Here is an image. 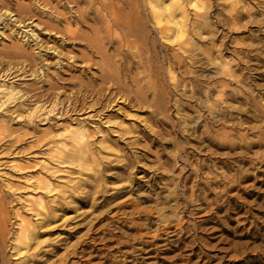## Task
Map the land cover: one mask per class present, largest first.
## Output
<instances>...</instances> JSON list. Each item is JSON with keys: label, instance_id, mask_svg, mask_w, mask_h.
<instances>
[{"label": "rangeland", "instance_id": "rangeland-1", "mask_svg": "<svg viewBox=\"0 0 264 264\" xmlns=\"http://www.w3.org/2000/svg\"><path fill=\"white\" fill-rule=\"evenodd\" d=\"M194 1L208 24H195ZM38 2L0 0L1 12L11 10L0 17V79L12 71L5 79L16 80L26 101L3 115L16 129L0 140V188L13 198L8 207L39 224L17 197L45 174L53 188L39 192L55 216L29 249L6 250V261L264 264V0H183L187 40L153 37L149 20L140 54L107 39L89 45L93 2ZM19 10L25 21L14 18ZM27 23L35 39L27 40ZM107 71L114 89L131 95L112 100L102 121L92 114L93 87L106 86ZM57 88L65 103L79 95L83 108L38 111L30 123L12 118L10 109L23 117ZM69 121L90 132L81 165L51 159L48 143L32 145ZM75 241L77 252L63 259Z\"/></svg>", "mask_w": 264, "mask_h": 264}, {"label": "bare ground", "instance_id": "bare-ground-1", "mask_svg": "<svg viewBox=\"0 0 264 264\" xmlns=\"http://www.w3.org/2000/svg\"><path fill=\"white\" fill-rule=\"evenodd\" d=\"M77 1L79 0H64L66 3ZM87 1L89 3L93 2V9L91 10V12H93L92 17L93 20L98 23L97 25H93L92 35L90 34L87 36L89 45L91 47L93 46L95 49H98L100 46L103 47L105 42L104 39H107V41L110 42L117 41L119 44L135 45L138 50L137 53L140 54L141 51L139 50L140 46L137 38L144 37L143 33L145 32L146 26H148L147 21L149 20L153 22V27L150 26L151 31H154L153 37L160 35L161 37L168 38L173 35L174 39H179L183 42L187 40L189 30L186 27V24L189 22H187L188 11L186 7L187 3H183V0ZM31 2L35 3L36 6H39L40 4L38 0H31ZM193 4L195 6V13L201 16L199 18H195V24H208L205 20L206 18L208 19V16L204 11L202 12L199 10V3L194 1ZM70 6L73 15H80L78 13V9L76 7L73 8V4H70ZM6 10L11 12L8 6H5V9L2 12H6ZM24 11L25 10H19V13L14 18L19 20V22L25 21V17L23 16ZM2 12L0 7V17ZM25 25L29 26L30 24L27 23ZM117 28H119V31ZM28 30L29 35L27 40L30 39V37L31 40L35 39L37 36L35 27L30 25L25 31ZM20 46L21 44L17 45V47ZM52 50H55V47L52 48ZM35 55L37 57H41L43 52L39 50ZM39 71H43L42 67ZM105 72H103L102 80L109 81L106 86L100 84L93 87V91L96 93L98 92V94L93 102V105L96 104V106L93 108L92 114L95 117H100V120H102L105 115L103 113V109H105V107L108 106L112 100L115 101V98H119L123 95L124 98L131 95L130 90L124 87L119 86L117 90L114 89L116 86L110 82L114 74L111 72L109 73L108 71L107 73ZM10 73H12V71L6 72L0 79V140L6 135L11 134L16 129L14 126H9L6 122V118L3 117L5 110H8L10 106H13L16 103L19 105L26 104L25 97L19 98L23 95V91L15 84L16 80L11 79L8 81V78L5 79V77ZM61 92V89L57 88L50 97L44 96L45 98H52L49 99L48 103H46V100H40L41 97H37L33 104L26 109V113L23 117L22 113L19 111L15 112L13 110V112L10 109L9 112L12 113V118L19 121L23 118L24 121L30 123L33 121V117L35 115L34 113L38 111L39 113L42 112L45 116L50 113L62 115L68 111L81 109L85 105L84 102L80 101L79 95L76 96V94L73 98L68 96L66 99L67 103H65V101H63V97H61ZM132 96H135L138 101L142 102V96L140 93L134 92ZM72 122L73 121H69L67 124H64V128L61 131L52 130L50 135L37 136L34 142H32V145L48 143L47 153L51 159L60 162L68 160L81 165L87 159V150L89 148L87 135L90 132L87 131V128H85L83 124H79V122H77L73 125ZM100 130L102 129H100L98 125L93 127V132ZM25 133H28V131H25L24 134ZM13 139L14 141H17L20 139V136L16 134ZM2 188H0V264H11L9 261H6L7 257L5 255V251L11 249L10 253L13 254L22 252L23 249H29L34 241L33 239L42 233V229L39 228L42 225L49 223L50 219L55 216L53 214L51 204L49 203L50 201L46 200L44 195L39 192L41 190L49 191L53 187L51 186L50 179H48L45 174L38 175L36 176L34 185H32L28 191L22 194L18 193L17 198L20 200L24 213L32 212L33 214H36L37 216L34 218L40 219L38 221L39 224L33 223L30 217L23 214L18 207H8V203L11 202L13 198L11 199L8 197V199H6L5 196L7 195L3 192ZM13 193H16V191H12L10 194ZM14 222L16 223L15 225H13ZM38 241L41 242L40 240ZM39 242L34 245V247H38ZM77 247L76 241L70 244L65 248L62 258L65 259L70 254H75L78 250Z\"/></svg>", "mask_w": 264, "mask_h": 264}]
</instances>
